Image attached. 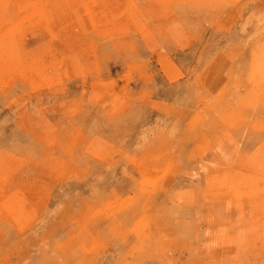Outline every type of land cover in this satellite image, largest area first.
<instances>
[{
	"label": "rangeland",
	"instance_id": "374dc122",
	"mask_svg": "<svg viewBox=\"0 0 264 264\" xmlns=\"http://www.w3.org/2000/svg\"><path fill=\"white\" fill-rule=\"evenodd\" d=\"M0 264H264V0H0Z\"/></svg>",
	"mask_w": 264,
	"mask_h": 264
}]
</instances>
